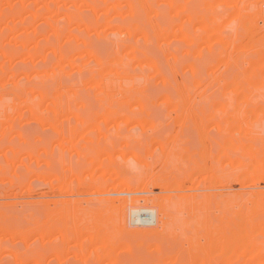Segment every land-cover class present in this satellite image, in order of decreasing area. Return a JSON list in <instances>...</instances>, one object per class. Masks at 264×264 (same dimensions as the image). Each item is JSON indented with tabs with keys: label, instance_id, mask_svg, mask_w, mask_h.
<instances>
[{
	"label": "rangeland",
	"instance_id": "374dc122",
	"mask_svg": "<svg viewBox=\"0 0 264 264\" xmlns=\"http://www.w3.org/2000/svg\"><path fill=\"white\" fill-rule=\"evenodd\" d=\"M0 264H264V0H0Z\"/></svg>",
	"mask_w": 264,
	"mask_h": 264
},
{
	"label": "bare ground",
	"instance_id": "6f19581e",
	"mask_svg": "<svg viewBox=\"0 0 264 264\" xmlns=\"http://www.w3.org/2000/svg\"><path fill=\"white\" fill-rule=\"evenodd\" d=\"M150 214L143 216L144 217L143 220H145V221H152V215H150Z\"/></svg>",
	"mask_w": 264,
	"mask_h": 264
}]
</instances>
